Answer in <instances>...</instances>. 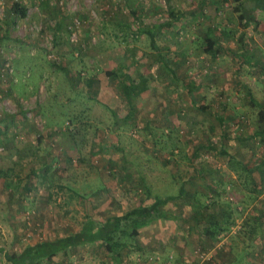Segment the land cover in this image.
Returning <instances> with one entry per match:
<instances>
[{"label": "rangeland", "instance_id": "374dc122", "mask_svg": "<svg viewBox=\"0 0 264 264\" xmlns=\"http://www.w3.org/2000/svg\"><path fill=\"white\" fill-rule=\"evenodd\" d=\"M238 5L0 0L4 252L98 225L183 184L186 193L163 207L172 218L117 236L115 260L94 242L41 264H264L245 253L264 223V211L251 209L264 205V186L254 191L247 176L264 173V141L254 135L264 127V10L244 27ZM205 37L215 54L204 52ZM6 64L12 71L2 76ZM119 66L149 82L123 121L120 81L106 73ZM226 217L232 226L217 232ZM0 264L11 263L2 254Z\"/></svg>", "mask_w": 264, "mask_h": 264}, {"label": "trees", "instance_id": "16d2710c", "mask_svg": "<svg viewBox=\"0 0 264 264\" xmlns=\"http://www.w3.org/2000/svg\"><path fill=\"white\" fill-rule=\"evenodd\" d=\"M260 0H255V5L245 8L244 0H235L238 2L239 20L243 22V26L247 27L249 23L257 25L254 11L255 9L264 10V4L259 3ZM14 12L18 13L22 17L26 14V8L14 5ZM173 14V13H172ZM151 46L154 49L158 47L155 44V39L152 33H149ZM204 52L208 54H215L217 52L215 40L212 37H205ZM163 62V61H162ZM109 76H113L120 81V86L123 91L126 103L128 105V113L124 116L123 120L129 118L134 112L135 100L140 94L148 88V78L141 77L138 80H134L128 73L123 71L122 66L117 67L115 70L106 71ZM250 102L254 103V99L249 91ZM114 115L116 121L118 117L114 110L110 109ZM130 112V113H129ZM258 122L264 124V109L258 112ZM254 135L264 141V127L254 132ZM186 193L185 187L181 184L178 188L176 195H166L164 197L154 195L152 201L148 204L140 203L137 206L129 208L121 214H111L104 222L94 224L91 220L85 222L83 228L80 231L57 236L52 240L37 241L31 244L25 245L19 253L8 254L0 248V255L3 254L4 258L11 264H41L43 259L55 256L59 252H65L70 247L83 246L94 242H101L104 245L105 250L111 255L114 260L120 256L119 248L120 242L117 241L119 234H126L130 237H135L139 234V229L148 226L155 218H172V216L165 213L163 207L168 204L170 200L181 197ZM226 217L224 226L217 223V232L227 230L231 225L227 224ZM213 221V217L211 218ZM227 221V222H226ZM128 223L127 228L124 227ZM215 223V222H213ZM232 226V225H231ZM246 250V249H245ZM2 253V254H1ZM246 253V252H245ZM249 253V252H248ZM237 256L239 254H236ZM245 255V254H244Z\"/></svg>", "mask_w": 264, "mask_h": 264}, {"label": "crops", "instance_id": "0c3cea01", "mask_svg": "<svg viewBox=\"0 0 264 264\" xmlns=\"http://www.w3.org/2000/svg\"><path fill=\"white\" fill-rule=\"evenodd\" d=\"M247 176L249 178L248 181H250V179H251L253 185L256 188L254 191L262 192V188L264 186V173H249ZM256 181H259V183H256ZM259 207H260V205H253L251 207V209L253 208L255 210H260L262 213L264 211V205L262 202H261V208L260 209H259ZM235 208H238V209L240 208L242 210L243 207L235 205ZM245 209L248 210V208H246V207H245ZM250 216L253 219L252 212H251ZM254 220H257V218L254 217ZM259 222H261V220H259ZM255 224H257V222H255ZM261 225H262L261 235L256 236V238L254 239V242L252 244V248L249 249L250 251H248V249H246L245 252H246V254H248V252H249V255H252L253 257H256L259 255L261 258H264V249H261V246L262 245L264 246V244H263L264 243V223L261 222ZM258 242H261L262 244L261 245L257 244Z\"/></svg>", "mask_w": 264, "mask_h": 264}, {"label": "built area", "instance_id": "2783aa9c", "mask_svg": "<svg viewBox=\"0 0 264 264\" xmlns=\"http://www.w3.org/2000/svg\"><path fill=\"white\" fill-rule=\"evenodd\" d=\"M76 23V22H75ZM75 23L73 24V26H75ZM3 72H1V75H5L4 73H10L12 71L11 67L9 64H6V68L5 69H2ZM1 149V148H0Z\"/></svg>", "mask_w": 264, "mask_h": 264}]
</instances>
